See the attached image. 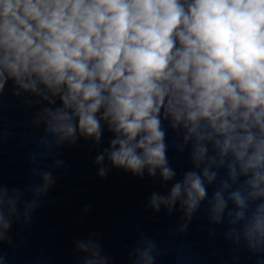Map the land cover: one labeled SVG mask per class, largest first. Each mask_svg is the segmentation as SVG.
Returning a JSON list of instances; mask_svg holds the SVG:
<instances>
[{"label": "clouds", "instance_id": "obj_1", "mask_svg": "<svg viewBox=\"0 0 264 264\" xmlns=\"http://www.w3.org/2000/svg\"><path fill=\"white\" fill-rule=\"evenodd\" d=\"M9 81L38 106L31 124L41 135L30 157L37 182L0 185V241L31 221L64 166L59 149L81 137L99 144L103 121L114 138L96 156L100 177L106 158L137 176L159 173L175 182L149 206L171 213L179 203L178 231L207 201L226 240L264 253V0H0V94ZM162 121L177 132V151H189L180 180ZM74 250L81 264H109L98 239ZM157 254L142 235L129 257L155 264Z\"/></svg>", "mask_w": 264, "mask_h": 264}, {"label": "water", "instance_id": "obj_2", "mask_svg": "<svg viewBox=\"0 0 264 264\" xmlns=\"http://www.w3.org/2000/svg\"><path fill=\"white\" fill-rule=\"evenodd\" d=\"M13 93L9 81L0 94V185L25 190L37 182L30 157L41 135L31 124L38 106L27 107L23 98ZM162 124L167 129V158L177 173L175 179L180 180L192 168L189 151L179 153L177 132L167 121ZM113 138L102 121L99 144L81 137L74 145L59 149L64 166L53 170L55 182L33 211L31 221L14 222L8 238L0 241L3 264H81L74 241L84 237L99 240L109 264H132L129 253L142 235L158 246L155 264H259L264 260V253L254 254L244 245L237 248L226 240V224H210L207 201L185 232L178 231L185 222L179 203L171 213L163 207L154 211L149 206L152 193L167 194L175 181L164 182L159 173L156 177L147 172L142 177L134 175L111 166L107 158L104 166L108 172L100 177L96 156ZM51 163V159L45 160L41 166L47 168ZM212 191L209 188V195ZM25 198L31 199V195L26 192Z\"/></svg>", "mask_w": 264, "mask_h": 264}]
</instances>
